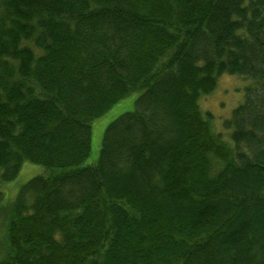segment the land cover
<instances>
[{
    "label": "trees",
    "instance_id": "16d2710c",
    "mask_svg": "<svg viewBox=\"0 0 264 264\" xmlns=\"http://www.w3.org/2000/svg\"><path fill=\"white\" fill-rule=\"evenodd\" d=\"M224 74L252 81L229 140ZM25 162L0 264H264V0H0V183Z\"/></svg>",
    "mask_w": 264,
    "mask_h": 264
},
{
    "label": "rangeland",
    "instance_id": "374dc122",
    "mask_svg": "<svg viewBox=\"0 0 264 264\" xmlns=\"http://www.w3.org/2000/svg\"><path fill=\"white\" fill-rule=\"evenodd\" d=\"M251 82V79L249 80L245 77L224 74L220 77L216 90L211 95L204 97L200 102L202 109L210 112L215 117L213 126L224 139H230V131L224 128V121L230 119L233 110L243 103L245 89ZM142 93L143 91L141 90L133 92L93 121L91 154L86 160L85 166H93L98 162L107 127L123 114L135 111L137 109V100ZM46 173L47 170L43 166L25 162L16 179L10 181V183H0V191L3 193L2 207L6 209L10 207L16 200L23 185L32 178ZM4 226L5 219L0 216V240H3L5 236L6 227ZM1 256L2 249L0 247Z\"/></svg>",
    "mask_w": 264,
    "mask_h": 264
},
{
    "label": "bare ground",
    "instance_id": "6f19581e",
    "mask_svg": "<svg viewBox=\"0 0 264 264\" xmlns=\"http://www.w3.org/2000/svg\"><path fill=\"white\" fill-rule=\"evenodd\" d=\"M37 132V131H36ZM40 135H42V134H40ZM91 154V153H90ZM10 183V182H9ZM2 189V188H1ZM5 192V191H4ZM219 194H220V192H219ZM6 196V195H5ZM218 222H219V220H218ZM216 226V225H215ZM210 228V227H209ZM215 234V233H214Z\"/></svg>",
    "mask_w": 264,
    "mask_h": 264
}]
</instances>
